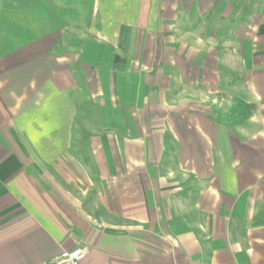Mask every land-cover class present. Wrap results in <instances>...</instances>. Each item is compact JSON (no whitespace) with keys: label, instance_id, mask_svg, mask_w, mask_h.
Masks as SVG:
<instances>
[{"label":"crops","instance_id":"obj_1","mask_svg":"<svg viewBox=\"0 0 264 264\" xmlns=\"http://www.w3.org/2000/svg\"><path fill=\"white\" fill-rule=\"evenodd\" d=\"M264 264V0H0V264Z\"/></svg>","mask_w":264,"mask_h":264},{"label":"built area","instance_id":"obj_2","mask_svg":"<svg viewBox=\"0 0 264 264\" xmlns=\"http://www.w3.org/2000/svg\"><path fill=\"white\" fill-rule=\"evenodd\" d=\"M85 254V247L63 249L58 254L52 256L45 264H80Z\"/></svg>","mask_w":264,"mask_h":264}]
</instances>
